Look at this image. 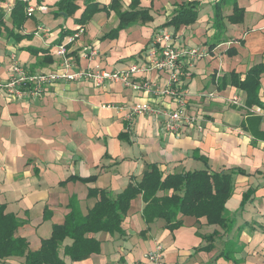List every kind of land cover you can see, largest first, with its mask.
Returning a JSON list of instances; mask_svg holds the SVG:
<instances>
[{
	"label": "crops",
	"instance_id": "obj_1",
	"mask_svg": "<svg viewBox=\"0 0 264 264\" xmlns=\"http://www.w3.org/2000/svg\"><path fill=\"white\" fill-rule=\"evenodd\" d=\"M57 1L31 0L37 9L21 27H14L9 11L16 0L0 1V81L10 79L16 62L32 75L59 68L62 58L56 51L66 36L62 37V30L78 29L81 10L74 15L75 26L59 22L56 31L49 30L43 22L44 14L51 12ZM130 1L122 0L123 10L128 9ZM184 1L188 0H144L143 6L152 8L154 21L123 29L113 39L105 38L115 28H109L110 23L92 34L84 25L85 33L67 45L73 63L70 72H77L122 70L131 64H146L158 28L173 30L178 47L205 44L206 56L187 64L183 81L184 112L200 118L196 123L184 124L179 134L166 127L165 111L178 108L171 96L156 98L121 82L97 86L86 79H61L46 84L35 97L30 94V86L22 85L26 97L17 99L0 88V205L21 219L23 223L16 234L26 238L31 251L38 250L42 241L52 235L54 224L65 222L72 202L82 214L94 207L98 196H90V188H104L116 195L132 178L141 179L149 165L156 163L165 174L239 170L234 175L235 190L226 207V215L233 222L230 229L225 231L219 225L208 224L206 218L184 216L182 227L192 229L187 233L193 238L178 242V232L167 248L163 264H264V117L259 114L264 107V73L259 91L261 104L247 105V92L232 82L233 74L243 81L254 65L264 63V0H238L245 10L244 19L241 23L227 22L226 33L230 35L225 33L214 49L211 44L218 40L216 29L202 27L205 21L212 23L214 14L202 15L201 8L206 4L215 8L219 0H197L200 13L191 25L179 29L164 26L173 16V5ZM99 3L108 5L107 1ZM40 6L46 9L40 10ZM37 11L40 17L36 16ZM232 12L233 5L228 3L224 14ZM110 15L117 22L118 15L114 11ZM157 16L163 19L159 21ZM179 37L184 41L180 42ZM92 49L97 54L85 57ZM139 76L160 87L168 79L166 72L156 70ZM232 96H238L243 104H231ZM139 103L150 104L161 112L132 114V107ZM90 177L95 179L84 180ZM144 206L143 196L139 195L132 201L123 234H91L101 242L100 250L79 261L66 256V263L144 261L159 240H166L182 228L174 232L166 228L160 235L159 228L145 223ZM131 218L142 220V228L127 226ZM207 227L212 228L204 231ZM155 230V235L138 251L141 241H135L136 233L142 238ZM215 231L219 235L213 247L198 254L196 248L203 238L197 237L196 232L207 236ZM71 242L68 238L64 245ZM61 255L64 256L63 248ZM0 264H25V257H9Z\"/></svg>",
	"mask_w": 264,
	"mask_h": 264
},
{
	"label": "trees",
	"instance_id": "obj_2",
	"mask_svg": "<svg viewBox=\"0 0 264 264\" xmlns=\"http://www.w3.org/2000/svg\"><path fill=\"white\" fill-rule=\"evenodd\" d=\"M5 1V0H0ZM40 2L42 0H39ZM79 0H58L54 7L56 15L62 13L71 17L79 7ZM144 0H131L128 9L123 10L122 0H112L110 4L101 6L96 0H84L85 10L78 19L84 25L97 10L114 11L119 18V24L105 35V38H115L123 29L137 24H146L154 21L152 8L143 6ZM153 3L154 0H149ZM231 3L233 12L224 14V7ZM28 4L16 0L11 20L14 27L21 25L30 16L27 14ZM200 2L188 0L173 5V16L164 23V26H173L179 29L183 25L195 23L199 17ZM245 15L244 8L238 0H219L215 3L213 25L218 40L211 44L214 49L223 40L227 22L240 23ZM3 15L0 16V36L2 34ZM64 30V29H63ZM62 30V37L74 34L77 30ZM13 31V30H12ZM61 37V38H62ZM264 73V63L254 65L247 73L245 80L237 79L233 74L232 82L247 92V105L261 104L259 91L261 77ZM239 170L213 171L202 169L165 174L158 164H150L141 179H133L118 194L104 189L92 187L90 196H98L94 207L87 214H82L71 203L72 210L62 224H54L52 235L42 241L38 250L31 251L26 238L17 236L16 231L22 225L21 219L12 213L6 212V207L0 205V261L9 257H25V264H67L66 256L73 261L82 260L100 250L101 242L91 234L99 232H116L123 234V223L131 208L132 201L139 195L143 196L145 206L143 219L150 225L157 219L165 221V227L174 232L184 226V216H193L197 220L206 218L207 223L219 225L225 231L230 229L232 219L226 215L227 202L235 190V173ZM94 177L84 178L92 181ZM218 232L204 236L210 243L201 249H211ZM72 242L64 245L66 239ZM64 249V256L61 249Z\"/></svg>",
	"mask_w": 264,
	"mask_h": 264
},
{
	"label": "built area",
	"instance_id": "obj_3",
	"mask_svg": "<svg viewBox=\"0 0 264 264\" xmlns=\"http://www.w3.org/2000/svg\"><path fill=\"white\" fill-rule=\"evenodd\" d=\"M28 4L27 14L31 17L37 9L31 3V0H20ZM40 10H45V6H40ZM9 11H12L11 6ZM85 33V26H81L71 35V42L79 38ZM68 44H61L57 48V55L62 58V62L56 71L40 74H28L18 62L14 63L12 73L8 81H0V88L8 90L9 96L14 98L26 97L25 90L21 88L22 85L30 86V94L35 97L39 96L44 90V86L48 83L57 82L61 79L68 81H77L86 79L92 81L95 85L101 86L106 82H121L126 87L135 91H144L150 96L156 98H164L171 96L178 104L176 109H168L165 111L167 115L166 127L175 134H179L184 124H193L200 118L199 115L186 114L184 112L185 102L182 96L185 93L184 78L187 72V64L196 61L197 58L206 56L207 52H199L194 47H178L175 44V36L172 32L158 28L154 32L151 42V51L148 62L144 65L131 64L126 69L122 70H79L77 72H70L73 65L71 59L68 57ZM97 54V50L92 49L85 57H93ZM162 71L167 74V83L160 87L155 81L147 78H142L139 74L148 71ZM231 104L242 105V101L238 96H232L229 99ZM141 111L152 112L158 114L161 112L155 109L150 104L139 103L132 107V114H138ZM259 114L264 117V107L259 110ZM202 128V127H200ZM165 257V249L161 242H158L155 249L148 251L145 255V260L134 261L133 264H163Z\"/></svg>",
	"mask_w": 264,
	"mask_h": 264
},
{
	"label": "rangeland",
	"instance_id": "obj_4",
	"mask_svg": "<svg viewBox=\"0 0 264 264\" xmlns=\"http://www.w3.org/2000/svg\"><path fill=\"white\" fill-rule=\"evenodd\" d=\"M45 0H42L40 3H43ZM97 2H99V1H101L102 3H106V1L108 2V4H110L111 3V1L112 0H96ZM45 3V2H44ZM78 4H79V9H78V11L79 10H81L80 11V17L82 16V14H83V12H84V10H85V2H84V0H79L78 1ZM202 9V15H213L214 14V10H215V8L211 5V4H206L203 8H201ZM54 10H56V7L55 8H53V10L51 11V12H47V13H45L44 14V16H45V18H44V20H43V22L45 21V24H46V26L49 28V30H54V31H56V29L60 26L59 25V22H61V23H68L69 24V26H71L72 24H73V26H75V24H74V22H76V19H74V15L76 14H73L70 18L68 17V15L66 16L65 14H61V15H56L55 14V12H54ZM200 13V12H199ZM111 14V12L109 13L108 11H106V10H97V11H95L94 13H91V17L87 20V22H85V26H88V30H89V34L91 33H93V30H95V29H97V30H99V28L101 29V27L103 28L105 25H108V23H110L108 26H109V28L110 27H117L118 26V24H119V18H118V20H117V22H115L113 19V17L110 15ZM36 16L37 17H40V12L39 11H37V13H36ZM56 17V18H55ZM79 17V18H80ZM213 17H214V15H213ZM157 18H159V21H161L162 19H163V17H159V16H157ZM214 19V18H213ZM241 23V22H240ZM54 24V25H53ZM212 24V25H211ZM211 24H209V22L208 21H205L204 23H202V27H204L205 29H207V30H209L212 26H214L213 25V20H212V23ZM82 25V24H81ZM81 25H79V27L81 26ZM107 26V27H108ZM78 27V28H79ZM96 27V28H95ZM108 30V29H107ZM174 30H176V29H174ZM53 31V32H54ZM110 31V30H109ZM122 31V30H121ZM120 31V32H121ZM172 31V33H173V30H171ZM226 33V30H225V32H224V34ZM229 33L227 32L226 34H225V36H227V37H229ZM124 36V35H123ZM123 36H122V39H123ZM118 37V36H117ZM116 37V38H117ZM203 37H205V36H203ZM113 39V38H112ZM178 40L180 41V42H183L184 41V38H182V37H179L178 38ZM71 42V35H69V34H67L66 36H65V38H64V40H63V43L62 44H69ZM205 44H200V45H198V46H196V47H194V48H197L198 50H199V52H203V51H206L207 49H205ZM204 57V56H203ZM199 58H201V57H199ZM198 59V58H197ZM142 221V220H141ZM141 221H140V219L139 218H131V219H128L127 220V226H129V227H136L135 229L137 230V229H140V228H142V223H141ZM146 223V222H145ZM150 225H152V227H153V229H157V228H159L160 230H158L159 231V233H160V235H162L163 233H164V230H166V227H165V221L164 220H162V219H158V220H155L154 222H152ZM208 228H212V227H207V228H203V230L204 231H207L208 230ZM157 230H155L154 232H151V233H146L147 235L146 236H144V237H138V234L136 233V237H137V240H135V241H138V239L141 241V243H139V249H138V251H141V247H144V243L146 242V240H150L151 239V236L152 235H155V233L157 232ZM186 230V231H185ZM189 230H192V229H190V228H185V227H182V228H180V229H178L177 231H175L174 232V235H172V236H168V238H166V240L164 241H162V240H159V242H161L162 243V245H163V247H164V249H165V257L163 258V262H165L166 263V252H167V248H169V245H170V243L174 240V237L175 236H177L178 235V232H179V234H180V236L178 237V242L179 241H182L183 243H185V240H187L188 239V242L190 241V238H193L192 237V234H188L187 232H190ZM136 232V231H135ZM203 232V231H202ZM197 237H202L203 238V243L201 242V244H203V246H206V245H208L209 243H210V241L207 239V238H204V233H198V232H196V234H195ZM201 244H199V246L196 248L197 249V252H198V254L201 252V251H207V249H201V247H203V246H201ZM155 248H156V246H155ZM137 251V252H138Z\"/></svg>",
	"mask_w": 264,
	"mask_h": 264
},
{
	"label": "water",
	"instance_id": "obj_5",
	"mask_svg": "<svg viewBox=\"0 0 264 264\" xmlns=\"http://www.w3.org/2000/svg\"><path fill=\"white\" fill-rule=\"evenodd\" d=\"M63 14H65V13H63ZM66 16H67V14H65Z\"/></svg>",
	"mask_w": 264,
	"mask_h": 264
}]
</instances>
